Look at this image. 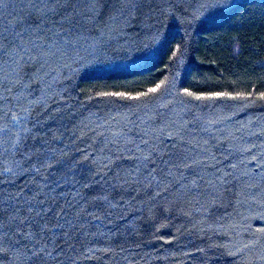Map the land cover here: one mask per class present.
<instances>
[{
	"label": "trees",
	"instance_id": "trees-1",
	"mask_svg": "<svg viewBox=\"0 0 264 264\" xmlns=\"http://www.w3.org/2000/svg\"><path fill=\"white\" fill-rule=\"evenodd\" d=\"M36 254L264 264V0H0V264Z\"/></svg>",
	"mask_w": 264,
	"mask_h": 264
},
{
	"label": "snow or ice",
	"instance_id": "snow-or-ice-1",
	"mask_svg": "<svg viewBox=\"0 0 264 264\" xmlns=\"http://www.w3.org/2000/svg\"><path fill=\"white\" fill-rule=\"evenodd\" d=\"M38 261H39V254H36V259L33 261V264H38Z\"/></svg>",
	"mask_w": 264,
	"mask_h": 264
}]
</instances>
